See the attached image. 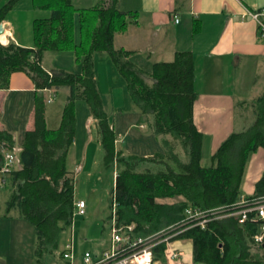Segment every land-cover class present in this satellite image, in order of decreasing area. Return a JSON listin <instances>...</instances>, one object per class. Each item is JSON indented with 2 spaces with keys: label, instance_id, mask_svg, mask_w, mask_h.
Wrapping results in <instances>:
<instances>
[{
  "label": "trees",
  "instance_id": "1",
  "mask_svg": "<svg viewBox=\"0 0 264 264\" xmlns=\"http://www.w3.org/2000/svg\"><path fill=\"white\" fill-rule=\"evenodd\" d=\"M20 1L0 4V24ZM31 1L34 8L50 13L33 20L32 47L0 43V90L10 87L14 73L26 74L35 86L34 127L24 133L20 166L3 176L9 190L4 216L9 218L17 211L18 217L35 228L34 264H45V254L57 249L60 234L71 227L76 212L75 183L67 158L75 140L77 100L86 102L95 120L104 164L117 167L109 208L111 212L115 201L119 223L134 224L136 233L148 236L186 221L185 230L172 239L192 240L195 263L264 264V243L258 245L254 240L263 221L251 213L240 223L232 214L242 197L264 198V171L252 195L242 190L250 156L264 149V92L250 104V127L231 133L211 156L212 163L204 166L206 140L194 123L198 92L192 52H176L172 61L156 62L145 71L130 59L132 51L114 47L115 35L136 23V13L121 11L119 0H102L89 8H78L72 0ZM48 51H74L81 71L46 69L43 58ZM100 52L110 55L134 103L143 115L152 117L153 133L179 141L186 160H181L168 139H161L165 152L152 157L126 158L116 148L117 134L104 109L94 71V54ZM61 87H67L69 94L59 127L49 129L44 93ZM13 146L11 135L0 130V153ZM145 161L160 168L138 171ZM164 198L181 199L171 204L157 201ZM187 210L204 216L190 219ZM165 246L155 247L156 259L162 257Z\"/></svg>",
  "mask_w": 264,
  "mask_h": 264
},
{
  "label": "crops",
  "instance_id": "2",
  "mask_svg": "<svg viewBox=\"0 0 264 264\" xmlns=\"http://www.w3.org/2000/svg\"><path fill=\"white\" fill-rule=\"evenodd\" d=\"M7 1L0 0V4ZM72 2L75 5L73 0ZM91 4H94L93 1ZM263 5L264 0H119L118 2L121 11L136 13V23L130 24L126 31L115 35L114 47L132 51L130 59L138 67L149 71L156 62L172 61L176 52H192L196 67L195 87L198 92V98L194 103V123L206 140L202 165L205 158L208 159L207 166L212 163L211 156L231 133L241 132L250 127L252 117L247 109L264 92V40L260 37L256 22L247 14V11ZM76 7L88 8L79 5ZM12 11L2 22L5 36L0 35V39L3 41L6 39L9 44L32 47L34 44L32 22L36 18L28 19L24 25V33L20 34L19 20ZM10 89L22 92L33 91L35 94L34 83L24 73H14L10 87L0 90V94ZM57 90L47 91L55 93ZM67 91L69 94V90ZM241 103L246 109L238 114L237 109ZM45 118L47 125L46 114ZM58 122L60 125L61 117ZM93 122L95 123V120L89 111L86 127L89 128V124ZM33 127L34 110L26 131ZM0 130L8 132L1 122ZM12 139L14 142L13 137ZM4 153L2 148L0 181L3 188H0V218H7L4 214L6 201L9 198L4 174L1 173ZM78 168L82 169L80 166ZM263 171L264 149H259L250 156L246 166L242 183L245 195L254 193L255 184ZM69 172L73 176V171L69 170ZM76 198L75 196V201L83 200ZM180 199L164 198L157 201L171 204ZM85 203L88 211L89 203ZM174 252L179 253L178 258L171 257ZM154 264H197L193 259L192 240L171 239L166 244L162 257L155 258Z\"/></svg>",
  "mask_w": 264,
  "mask_h": 264
},
{
  "label": "rangeland",
  "instance_id": "3",
  "mask_svg": "<svg viewBox=\"0 0 264 264\" xmlns=\"http://www.w3.org/2000/svg\"><path fill=\"white\" fill-rule=\"evenodd\" d=\"M76 6L92 7L100 0H73ZM93 1L94 4H91ZM88 5V6H87ZM13 14L19 20L18 33L23 34L25 22L28 19L46 17L49 11L33 7L31 0H21L13 9ZM75 39H79V28L76 19ZM43 64L50 69L63 70L69 73H79L81 64L74 51L46 52ZM94 71L98 89L103 99L104 109L109 122L114 126L117 141L116 148L122 151L126 158L152 157L165 152L161 139L174 144L176 153L181 160H186L183 147L171 135L159 138L152 130V117L143 115L134 103L125 79L119 74L110 55L106 52L94 54ZM68 88L61 87L55 93L46 91L47 127L56 128L65 102ZM54 93V94H52ZM259 93V92H258ZM51 96L52 101L47 102ZM35 94L33 91L8 90L0 94V122L14 138V146L22 147L24 133L31 120L34 110ZM250 104V101L248 102ZM237 109L241 114L246 108ZM251 110L250 106L247 109ZM76 134L75 143L67 158V168L73 171L76 199L82 198L89 203L85 215H74L72 225L65 229L59 237V244L53 253L45 254V264H69L60 257L67 243L74 246V264H83L82 255L85 252H97L106 248L110 236L107 217L110 212L109 202L115 185L117 167L115 164L107 167L104 164V150L99 142L96 123L86 127L89 107L85 101L75 102ZM240 120V117L238 118ZM4 151L8 149L3 148ZM172 164V162H169ZM208 165V159L203 160ZM82 167V169L78 167ZM85 166V167H84ZM160 168L152 162H142L138 171ZM3 185L0 181V188ZM244 192V191H243ZM35 228L26 219L18 217L17 211L11 218H0V264H34Z\"/></svg>",
  "mask_w": 264,
  "mask_h": 264
},
{
  "label": "built area",
  "instance_id": "4",
  "mask_svg": "<svg viewBox=\"0 0 264 264\" xmlns=\"http://www.w3.org/2000/svg\"><path fill=\"white\" fill-rule=\"evenodd\" d=\"M247 14L253 19L257 26L260 37L264 40V5L253 10L247 11ZM1 35L5 36L4 33ZM2 45H8L9 43L3 42L0 39ZM52 98H49L47 102H51ZM20 147L13 146L4 153V164L1 168L2 174H7L11 170L20 166L19 154L21 152ZM76 215L86 214V203L83 200L75 201ZM116 202L113 201L112 210L108 217V232L110 236L109 244L106 248L91 253L85 252L81 257L83 264H154L155 253L154 249L159 244L165 245L174 237L183 232L185 222L177 223L170 228L152 234L148 236H142L136 233L134 224H121L118 222L116 214ZM236 211L233 215L239 217V222H245L251 213L255 214V217L262 220L258 233L255 235L254 240L256 244L264 243V198L249 200L244 197L237 203ZM187 216L190 219H199L204 215L200 212L187 210ZM206 219L200 221V225L204 226ZM172 258H178L179 253H172ZM62 258L68 260L69 264H74V246L73 243H67L62 251Z\"/></svg>",
  "mask_w": 264,
  "mask_h": 264
},
{
  "label": "water",
  "instance_id": "5",
  "mask_svg": "<svg viewBox=\"0 0 264 264\" xmlns=\"http://www.w3.org/2000/svg\"><path fill=\"white\" fill-rule=\"evenodd\" d=\"M3 28H4V27H3V24L1 23V24H0V35L3 33Z\"/></svg>",
  "mask_w": 264,
  "mask_h": 264
},
{
  "label": "bare ground",
  "instance_id": "6",
  "mask_svg": "<svg viewBox=\"0 0 264 264\" xmlns=\"http://www.w3.org/2000/svg\"><path fill=\"white\" fill-rule=\"evenodd\" d=\"M3 42L7 43V40H6V39H4V41H3Z\"/></svg>",
  "mask_w": 264,
  "mask_h": 264
}]
</instances>
